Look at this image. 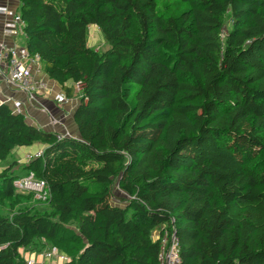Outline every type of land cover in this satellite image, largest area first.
Instances as JSON below:
<instances>
[{"label":"trees","instance_id":"obj_1","mask_svg":"<svg viewBox=\"0 0 264 264\" xmlns=\"http://www.w3.org/2000/svg\"><path fill=\"white\" fill-rule=\"evenodd\" d=\"M170 1L19 0L28 53L67 98L68 83L80 88L79 139L0 104V163L44 146L20 172L8 165L0 189L31 198L12 183L33 173L57 219L0 216V264H26L20 251L41 239L37 254L62 253L70 224L80 250L63 264H160L162 226L181 264H264V0H180L178 15ZM89 26L103 53L87 46Z\"/></svg>","mask_w":264,"mask_h":264},{"label":"built area","instance_id":"obj_2","mask_svg":"<svg viewBox=\"0 0 264 264\" xmlns=\"http://www.w3.org/2000/svg\"><path fill=\"white\" fill-rule=\"evenodd\" d=\"M19 0H0V76L7 87L14 92L26 95L27 101L32 104L48 89L44 81L39 79L42 72V63L37 55H30L26 49L25 24L20 14ZM77 89H80L76 86ZM68 99L64 92L59 93L56 102L65 106ZM0 104L9 107L13 114H21L25 117L20 104L5 98L0 89ZM52 125L55 122H51ZM57 139L67 138L66 134H56ZM41 154L33 158L40 157ZM30 161L27 162V164ZM14 190L21 194H31L33 198L42 200L50 196L47 185L35 178L33 173L19 175L13 183ZM156 241L159 242L160 264H181L178 239L171 226H162L158 229ZM39 261L27 260L26 264H49L53 261L65 263L67 259L56 247H50L37 254Z\"/></svg>","mask_w":264,"mask_h":264},{"label":"rangeland","instance_id":"obj_3","mask_svg":"<svg viewBox=\"0 0 264 264\" xmlns=\"http://www.w3.org/2000/svg\"><path fill=\"white\" fill-rule=\"evenodd\" d=\"M168 9L170 14L178 15L186 8L180 0H171L168 3ZM86 43L89 48H91L93 51L97 52L98 54L103 53L108 49V46L104 41L102 33L94 26H89L87 28ZM162 54H163V59H165L166 62H168L169 65H171L172 62L174 61L175 51L170 48L162 49ZM77 98L79 101L80 91H78ZM43 150H44V146H41L40 144H36L28 149L14 150L11 153L10 157L3 164H0V176L3 174L2 172L6 170V167L10 164H13L15 168H18L13 172L16 171L20 172L21 168L26 166L28 161H31L35 155L42 154ZM20 174L21 173H19L18 175ZM0 184H1V180H0ZM112 194L116 200L115 203L124 207V203H122V201L124 199H127V197L119 190L117 184L114 186L112 190ZM53 201H54L53 198H51L50 196L42 200H37L33 197L28 198L20 194H17L13 198L9 199L3 195L0 189V216L6 218H12L16 214L30 212V213L41 214L43 216L51 218V220L53 221H56L57 219L56 217H54ZM64 230L66 231L63 233V235H61L63 241L62 243L58 244V246L62 254L67 256L68 259H72L80 250V243H78L79 240L78 232L74 224L65 226ZM157 235H158V229L156 230L154 238H156ZM42 242L46 244L43 248H46L51 244V242H45L44 239H41L37 247H33V248L29 247L27 249L21 250L20 257L22 258V260L27 261L29 259L30 260L32 259L35 261H39L40 258L37 256V253L38 250L43 249L40 248ZM49 264H62V263L53 261L52 263Z\"/></svg>","mask_w":264,"mask_h":264},{"label":"crops","instance_id":"obj_4","mask_svg":"<svg viewBox=\"0 0 264 264\" xmlns=\"http://www.w3.org/2000/svg\"><path fill=\"white\" fill-rule=\"evenodd\" d=\"M39 79L46 83L48 90L38 97L32 104L27 101L24 93L10 90L1 76L0 89L5 98H10L12 101L21 105L22 111L25 114V120L31 126L45 132L61 135L66 134L67 138L78 140L79 135L73 122V114L79 103L77 96L80 89H77L76 86L68 83V87H73L74 90L71 97L68 99V103L65 106H61V104L56 102L57 95L61 92L63 93L59 85L49 80L44 73L40 74ZM51 122H55V124L52 125ZM4 162L0 164H3ZM16 169L18 168L14 167L12 172ZM155 233L156 230L152 233L153 240L156 239L154 238Z\"/></svg>","mask_w":264,"mask_h":264}]
</instances>
